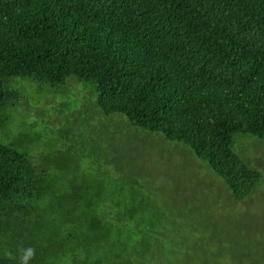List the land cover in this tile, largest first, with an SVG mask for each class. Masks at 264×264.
Segmentation results:
<instances>
[{
    "label": "trees",
    "instance_id": "trees-1",
    "mask_svg": "<svg viewBox=\"0 0 264 264\" xmlns=\"http://www.w3.org/2000/svg\"><path fill=\"white\" fill-rule=\"evenodd\" d=\"M69 76L93 85L105 114L186 145L234 200L260 183L234 135L264 138V0H0V127L24 99L16 78ZM25 137L0 132V221L28 213V199L76 198V264L140 263L125 226L149 198H104L77 157L63 182L66 160L52 173ZM225 242L203 264H264L261 239ZM0 264L19 258L0 251Z\"/></svg>",
    "mask_w": 264,
    "mask_h": 264
},
{
    "label": "rangeland",
    "instance_id": "rangeland-1",
    "mask_svg": "<svg viewBox=\"0 0 264 264\" xmlns=\"http://www.w3.org/2000/svg\"><path fill=\"white\" fill-rule=\"evenodd\" d=\"M16 80L24 99L20 109L7 108L12 120L0 132L26 134L25 143L41 148L52 173L59 172L62 156L63 182L76 177L77 157L78 173L104 198H149L151 207L140 208L125 226V246L144 252L133 264H203L219 259L227 239L264 242V138L234 135L238 152L261 173L260 183L236 201L225 181L183 143L123 114H105L91 83L74 76L55 85ZM25 204L28 213L0 221V251L19 258L20 248L33 246L30 264H76V198Z\"/></svg>",
    "mask_w": 264,
    "mask_h": 264
},
{
    "label": "clouds",
    "instance_id": "clouds-1",
    "mask_svg": "<svg viewBox=\"0 0 264 264\" xmlns=\"http://www.w3.org/2000/svg\"><path fill=\"white\" fill-rule=\"evenodd\" d=\"M11 253H8L11 258ZM36 249L33 246L23 247L19 249V264H30V261L35 258Z\"/></svg>",
    "mask_w": 264,
    "mask_h": 264
}]
</instances>
